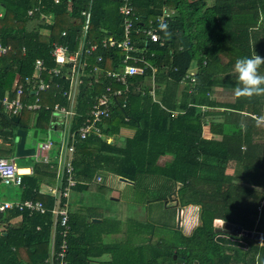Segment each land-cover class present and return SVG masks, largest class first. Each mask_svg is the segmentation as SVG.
Returning a JSON list of instances; mask_svg holds the SVG:
<instances>
[{"label":"trees","instance_id":"1","mask_svg":"<svg viewBox=\"0 0 264 264\" xmlns=\"http://www.w3.org/2000/svg\"><path fill=\"white\" fill-rule=\"evenodd\" d=\"M121 3L0 0V45L8 47L0 54V100L14 98L22 85L23 102L40 105L24 107L16 124L0 102V139L7 145L0 146V157L15 156L19 127L47 133L61 126L53 125V105L70 106L59 88H69V81L64 74L51 73L58 65L56 44L76 55L70 65L88 64L72 108L73 128L82 122L94 97L111 81L105 69L122 64L123 50L104 45L109 37H125ZM132 5V36L146 49L149 67L128 84L113 85L123 89V95L114 96L111 112L98 124L112 141L92 135L75 142L73 166L79 182L74 190L83 192L94 179L113 174L135 187L154 186L161 194L157 200L178 201L177 208L199 206V224L187 234L168 218L163 222L166 236L158 240L151 227L140 237L143 244L134 247L123 241L127 224L120 221L115 227V218L100 214L99 207L81 205L70 209L68 253L60 256V226L52 237L56 199L41 190L42 182L56 185L55 171L39 160L20 162L33 171L23 176L22 199L10 201H41L46 209L31 212L13 205L0 212V264H178L175 254L183 264H264V141H256V123L264 119V94L236 95L239 81L233 69L243 56L264 57V0H133ZM83 11L91 13L87 28ZM161 23L166 30L159 28ZM152 28L160 35L157 42L144 40L143 32ZM38 60L44 69L35 76ZM259 71L264 74V65ZM43 76L50 86L38 89ZM90 80L96 87L88 85ZM25 113L35 118L28 120ZM213 113L221 121L209 120ZM123 128L133 129V135H124ZM98 217L102 220H92ZM216 219L260 232L263 239L218 231ZM114 234H121L116 239L122 243L106 240ZM118 244L123 245L116 250ZM106 255L109 259L103 258Z\"/></svg>","mask_w":264,"mask_h":264},{"label":"built area","instance_id":"2","mask_svg":"<svg viewBox=\"0 0 264 264\" xmlns=\"http://www.w3.org/2000/svg\"><path fill=\"white\" fill-rule=\"evenodd\" d=\"M59 2V0H57ZM133 0H122L120 5V12L125 16L124 18V31L125 37L120 41H115L113 37H109L105 42V47L118 46L123 52L124 56L122 58V64L119 69L106 68L105 72L111 81L109 84L99 92L93 100L91 108L88 110V115L86 119L82 122L79 127L72 126V120L76 112L72 109L75 105L73 104L74 94L79 92L80 85L85 82V72L86 64H76L70 65L72 62L76 61V55L72 54V50L65 47L63 44H56L53 51V56L57 61V66L51 69L52 75L58 76L63 75L64 79L69 81V88L59 87L60 93L63 97H67L70 106L55 104L54 113L56 116L55 126L61 125V139L58 143L53 141L51 138L45 135V139L38 143L35 151V156L39 161L45 164H49L50 168L55 171L57 184L50 189V194H52L57 205L53 207L52 213L56 216L55 226H60L59 234L62 236L60 248L57 254L64 256L68 253V235L71 230L69 224L70 220V198L74 187L77 184V179L75 175V170L73 166L75 142L81 138L85 139L92 134H97L101 136L102 131L99 127V122L103 117L108 116L111 112L112 105L114 103V96L123 95V89H114L113 85L115 83H121L122 85L128 84L129 80L137 75H143L148 70L149 64L145 59L144 47H139L132 36V26L134 23V8ZM33 10H37L36 8ZM32 12V11H30ZM83 15L86 16V28L89 26L91 13L89 11H83ZM163 21L164 18L160 17ZM145 32V31H144ZM145 39L157 42L160 40V35L152 28L148 32H145ZM66 34L65 32L63 35ZM142 40V38H141ZM8 47L0 45V54L7 52ZM99 60L101 57L98 58ZM67 67L65 70L64 67ZM36 74H41L43 67V60H38L36 63ZM89 79V78H87ZM27 83L31 85L32 80L30 78L26 79ZM113 81V83H112ZM89 86H94L95 84L90 80L88 82ZM50 84L46 79L41 78L38 89H44L49 87ZM24 86L18 85L15 89L14 98L5 97L0 102L5 107L6 111L11 113H20V111L27 107L28 109H35L40 107L37 103L25 104L22 100V94L25 92ZM56 149V153L53 155L52 151ZM22 168L19 167L16 161V157L11 158L0 157V180L6 185L20 186L22 184L23 175ZM98 180H102V177H98ZM19 208L20 210H30L31 212L38 211L44 212L45 206L41 201L33 202V200H26L25 202H15L10 200L0 199V212H4L7 209L12 208V206ZM181 215L184 216V224L188 221V214L181 210ZM55 236H53L54 238Z\"/></svg>","mask_w":264,"mask_h":264},{"label":"rangeland","instance_id":"3","mask_svg":"<svg viewBox=\"0 0 264 264\" xmlns=\"http://www.w3.org/2000/svg\"><path fill=\"white\" fill-rule=\"evenodd\" d=\"M43 31L44 33H47L46 29ZM77 94V92L74 94L73 103H75ZM31 100H33V98H31ZM55 104L61 103L57 102ZM55 104L53 105V109ZM25 116L28 118V120H33L35 118V115L32 113H28V115L25 113ZM121 132L124 135L132 136L134 130L129 128H123ZM102 135L105 134L102 133L101 136ZM47 137L51 138L53 141L58 143L61 139L60 130L55 127H52L47 131ZM55 153L56 149H53V155ZM33 160L39 162L35 155L16 158L18 165L20 162L30 163ZM162 161H164V158H162ZM116 177L111 174L103 182H98L94 179L91 182L89 188L83 191V194L80 193L81 197H83V200L81 203L76 204V206L80 207L81 205L87 206L92 204L96 206V209L99 207L98 211L100 214L104 216H112L113 218H115V227H119L120 221L121 223L127 224L128 228L130 227L131 230H128L127 228V232L124 233L123 241H130L132 245H134V247L137 246V244H143V242L141 243V240L143 241V239L145 238V233H148V229L151 227L154 229V234L157 236L158 240L160 237L166 236V230L163 228V222L168 218L171 223L176 224V226L178 227V211L176 212L177 206L179 205L178 201L176 202L171 199L167 200V198L165 197L163 199L157 200L156 197L159 198L161 194L156 190L154 186L151 187V185H149L148 187L142 188L141 186L135 187L134 184L123 185V183L119 181V176ZM18 192V187H15L13 185L0 184L1 199L15 198ZM78 196L79 195L77 193H73L71 194L70 200L75 201ZM176 197L177 196L175 194L174 199ZM170 206H174L172 209H174L173 211L177 213L176 221L173 211L170 210ZM187 210L191 212V220L187 223L186 228H182L183 231L188 234L191 230V227L194 226L193 223H195L196 221L197 223H199L200 221L198 209L196 211L194 206H190L189 208H187ZM95 212H97V210H95ZM195 212L197 213L196 215ZM137 225L140 226V229L139 231L135 232L134 227ZM141 236L143 239L140 238ZM116 237L118 238V235H116L115 237L114 235L107 236L106 240L112 241L114 245L115 243H122V240H117ZM121 245L123 244H118L116 250Z\"/></svg>","mask_w":264,"mask_h":264},{"label":"clouds","instance_id":"4","mask_svg":"<svg viewBox=\"0 0 264 264\" xmlns=\"http://www.w3.org/2000/svg\"><path fill=\"white\" fill-rule=\"evenodd\" d=\"M159 28L161 30H166L167 29V25L164 23H161L159 25ZM165 34L166 31H165ZM261 65H264V57H261L258 54H254L251 56H243L241 58L236 59V61L234 62V66L233 69L235 71V73L237 74V79L239 81V86L236 87L235 92L236 95H245V96H252V95H262L264 94V74H261L259 71V68ZM88 115V112L86 115H83L82 118V122L86 119V116ZM79 123L78 125H75V127H79L81 124ZM102 131V130H101ZM104 133V132H102ZM46 135V132H45ZM92 135H96L99 138L102 139H107V141L111 142L112 138L106 137L105 135L99 136L97 134H92ZM90 135V136H92ZM45 139V137H44ZM43 139V140H44ZM42 140V141H43ZM41 142V141H39ZM38 142V143H39ZM37 143V145H38ZM36 145V147H37ZM36 151V149H35ZM53 153V151H52ZM184 208H178V216H180L181 222L180 225L181 227L186 228L187 223L190 222L187 221L186 224H184V216L181 215V210H183ZM188 214V213H187Z\"/></svg>","mask_w":264,"mask_h":264},{"label":"water","instance_id":"5","mask_svg":"<svg viewBox=\"0 0 264 264\" xmlns=\"http://www.w3.org/2000/svg\"><path fill=\"white\" fill-rule=\"evenodd\" d=\"M12 120L14 123L18 124L20 120V113H15L12 115ZM45 132L46 130L44 129H34V130H28L23 127H19L16 131L17 137H16V152L15 156L16 157H23V156H28V155H35V149L36 145L39 141H42L45 137ZM122 181L134 184L133 181L126 179L124 177H120ZM97 220V219H96ZM100 220V219H98ZM180 216H178V227H180ZM215 224L217 226L216 230L218 231H231L236 234H245L249 237H253L258 240L263 239V234L257 231H247L244 230L241 226L239 225H234L229 222L222 221L220 219H216ZM174 258H177V254L174 255ZM184 259H179L178 264H183Z\"/></svg>","mask_w":264,"mask_h":264},{"label":"crops","instance_id":"6","mask_svg":"<svg viewBox=\"0 0 264 264\" xmlns=\"http://www.w3.org/2000/svg\"><path fill=\"white\" fill-rule=\"evenodd\" d=\"M82 41V40H81ZM70 50V49H69ZM222 98H223V100H228V99H225L226 97H224V95L222 96ZM203 109H208V107H204ZM6 110V109H5ZM255 116L256 115H253V117L255 118ZM259 116V115H258ZM261 117H264V115L263 116H261ZM208 119L209 120H213L214 122H218V121H221V118H220V115H216L215 113H213L210 117H208ZM256 124H260V125H258V129L257 130H260V134H259V136L256 138V141H261V142H263L264 141V136L263 137H261L263 134H264V119H260V120H258V123H256ZM206 131H207V128H206ZM206 133V132H205ZM206 135L207 136H209V134L208 133H206ZM0 146H6L7 147V145H3V143H2V140L0 139ZM28 156H31V155H28ZM16 157V156H15ZM17 158V157H16ZM164 158V160L165 159H168V157H163ZM40 162H42V161H40ZM43 163V162H42ZM19 167H21V168H23V170H24V172H26L24 175H28V174H31L32 173V171H33V169H32V167L31 166H19ZM55 176H56V174H55ZM115 176V175H114ZM116 177V176H115ZM107 178V177H106ZM106 178L105 179H102V180H100L101 182H103L104 180H106ZM117 178V177H116ZM98 179V178H97ZM56 181H57V179H56ZM99 181V180H98ZM119 181L120 182H122L123 183V185H126V184H131V183H128V182H125V181H122L121 179H120V177H119ZM79 182V181H78ZM0 184H4L1 180H0ZM21 186V185H20ZM20 186H15V187H18L19 188V192H18V194H17V196L15 197V198H2V199H8V200H12V201H14V200H17V199H22V189H21V187ZM55 185H49V184H47V183H45V182H42V186H41V190H42V192L43 193H49L50 194V189L51 188H53ZM73 193H77L79 196H78V198L77 199H75V202L74 201H71L70 200V209L71 208H76L77 206H76V204H79V203H81L82 202V200H83V197H81V194H83L82 193V191L81 190H74L73 189V192H72V194ZM81 193V194H80ZM52 195V194H51ZM175 204V203H174ZM57 205V201L55 200V203H54V207ZM190 206H194L195 207V210L197 211V209H198V211H199V206H197V205H189V206H184V207H179V208H184L183 210H184V212H187L188 213V221L189 220H191V212H189V210H187V208H189ZM197 213L195 212V215H196ZM54 216V215H53ZM15 220H20V218H18V217H16V218H14ZM97 219V220H96ZM98 219H100V220H98ZM197 219V218H196ZM54 220L56 221L57 220V218H56V216H54ZM93 220L94 221H101L102 220V218H93ZM194 224V226L193 227H191V230L189 231V233H191V231L193 230V228L195 227V226H197L199 223H197V221L195 222V223H193ZM181 227V226H180ZM57 226H55L54 225V227H53V232H52V237L53 236H56L57 235ZM182 228V227H181ZM184 228V227H183ZM188 233V234H189ZM116 235H118V237L120 236V234H114V237L116 236ZM109 257H110V255H106V256H104L103 258H105V259H109ZM175 259V258H174ZM176 260H177V262H178V257L176 258Z\"/></svg>","mask_w":264,"mask_h":264},{"label":"flooded vegetation","instance_id":"7","mask_svg":"<svg viewBox=\"0 0 264 264\" xmlns=\"http://www.w3.org/2000/svg\"><path fill=\"white\" fill-rule=\"evenodd\" d=\"M177 211H178V208H177ZM177 211H176V212H177ZM178 212H179V211H178ZM179 259H183V258H181V257H178V260H179ZM182 263H183V262H182Z\"/></svg>","mask_w":264,"mask_h":264},{"label":"bare ground","instance_id":"8","mask_svg":"<svg viewBox=\"0 0 264 264\" xmlns=\"http://www.w3.org/2000/svg\"><path fill=\"white\" fill-rule=\"evenodd\" d=\"M22 171H24L23 168H22Z\"/></svg>","mask_w":264,"mask_h":264}]
</instances>
